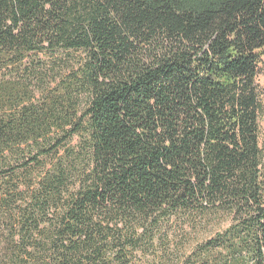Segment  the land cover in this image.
Returning a JSON list of instances; mask_svg holds the SVG:
<instances>
[{
	"label": "trees",
	"instance_id": "trees-1",
	"mask_svg": "<svg viewBox=\"0 0 264 264\" xmlns=\"http://www.w3.org/2000/svg\"><path fill=\"white\" fill-rule=\"evenodd\" d=\"M264 0H0V264H264Z\"/></svg>",
	"mask_w": 264,
	"mask_h": 264
},
{
	"label": "rangeland",
	"instance_id": "rangeland-1",
	"mask_svg": "<svg viewBox=\"0 0 264 264\" xmlns=\"http://www.w3.org/2000/svg\"><path fill=\"white\" fill-rule=\"evenodd\" d=\"M259 84L262 88V91H263V98H264V58H263V62H262V65H261V73H260V76H259ZM262 137H261V140H262V144L264 146V117H263V120H262Z\"/></svg>",
	"mask_w": 264,
	"mask_h": 264
}]
</instances>
